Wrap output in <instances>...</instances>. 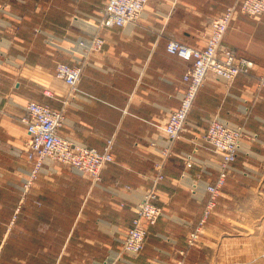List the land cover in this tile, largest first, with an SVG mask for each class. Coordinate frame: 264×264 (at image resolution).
Returning <instances> with one entry per match:
<instances>
[{"label":"crops","instance_id":"0c3cea01","mask_svg":"<svg viewBox=\"0 0 264 264\" xmlns=\"http://www.w3.org/2000/svg\"><path fill=\"white\" fill-rule=\"evenodd\" d=\"M234 2L150 0L138 25L99 30L101 12L93 0H0V264H264V13L236 12L224 41L255 62L253 72L232 83L210 73L189 114L191 137L203 136L214 119L243 126L246 133L195 247L187 237L198 225L206 186L216 184L222 159L188 140L176 141L169 159L180 150L201 166L187 178L185 168L173 170L161 156L170 113L186 91V66L166 47L170 41L206 47L212 21ZM97 33L104 48L89 54L77 93L67 95L66 83L53 76L55 86L49 79L37 95V38L47 37L41 42L49 41L61 56L78 38ZM30 101L56 110L67 102L60 134L75 142L103 151L114 138V162L103 170L101 183L70 166L47 164L21 201L20 158L27 176L31 166L25 153L29 135L20 119ZM196 174L198 187L191 183ZM159 175L164 181L155 203L163 215L149 229L142 254L133 258L122 242Z\"/></svg>","mask_w":264,"mask_h":264},{"label":"built area","instance_id":"2783aa9c","mask_svg":"<svg viewBox=\"0 0 264 264\" xmlns=\"http://www.w3.org/2000/svg\"><path fill=\"white\" fill-rule=\"evenodd\" d=\"M104 15L100 23L101 28L125 27L137 23L141 18L146 5L150 0H105ZM241 12L245 15L258 16L264 12V0H236L212 24V32L206 48L195 50L177 41H170L166 47L169 55L178 57L186 66L183 82L187 84L186 93L178 111L169 116L166 128L168 145L162 151V158L168 156V148L179 139L184 126L189 120V114L196 98L197 92L204 85L208 73H214L219 79L231 83L237 76L250 75L254 70V63L246 58H238L236 52L223 45L233 16ZM89 52L101 51L104 40L93 38L89 41L81 40L79 43ZM83 65L70 66L60 64L56 70V78L64 81L70 91L76 90L82 79ZM259 87L264 88V79L259 81ZM66 114V112H65ZM64 111L55 110L45 104L31 103L22 117V124L28 127L32 136L27 145L26 153L33 164L31 180L37 178L46 160H53L70 165L79 173H89L95 183L102 182L103 170L113 163L112 141H109L104 151H98L82 145L75 144L58 136L57 130L63 125ZM245 136L243 127H231L226 123L214 119L211 121L207 132L194 142L196 146L210 151L221 157L219 180L216 185H208V199L206 208L199 224L203 226L216 206L219 189L224 185L228 168L237 159L242 140ZM198 147L196 149H198ZM164 179L159 175L155 184ZM158 183V184H159ZM96 184V185H98ZM154 191H148L142 202L136 207V216L131 227L125 234L122 242L124 251L130 255L139 254L146 242L149 228L161 218L162 209L156 205ZM199 231L189 237V245L198 243Z\"/></svg>","mask_w":264,"mask_h":264},{"label":"rangeland","instance_id":"374dc122","mask_svg":"<svg viewBox=\"0 0 264 264\" xmlns=\"http://www.w3.org/2000/svg\"><path fill=\"white\" fill-rule=\"evenodd\" d=\"M94 1V4H98L99 5V10H100V12H101V17L97 20V26H98V29L99 30H101L102 28L100 27V23H101V21H102V17H103V13H104V5L102 6V1L103 0H93ZM236 3V0H235V2H234V4ZM233 4V5H234ZM233 5H230L229 7H231V6H233ZM89 6L91 7V8H94L95 9V6L93 5V4H89ZM227 10V9H226ZM39 17H41L40 16V14H38L37 15V20H36V25L37 26H41L42 24H44L43 23V21H42V19L41 18H39ZM141 19V18H140ZM140 19L137 21V23H134V24H131V25H134V26H136V25H138V23H139V21H140ZM46 25H48V23L46 22L45 23ZM108 29V28H107ZM75 35H76V37H77V33L75 32V30H74V32H73ZM40 35V34H39ZM97 35H99L98 33L96 34V35H93V36H91V37H89V38H87V37H80V38H78L77 39V41H75V45H69V46H66V48L68 49L67 50V52H65V54H64V52H63V54L61 55V56H59L58 54H59V52L58 51H56L55 49H54V47H53V45H51V43L48 41V43L46 44V45H48V47H46V45L45 44H43L42 42L43 41H45V40H47V37H45V36H39L40 37V39L42 40V42H41V40L39 39V38H37V40H38V45H37V56H36V71H35V81H36V87H35V92H36V94L39 92V91H43V90H41V88L40 87H43L44 85H48L49 84V79H50V84H49V86L50 87H53V86H55L54 85V79H53V76H55V73H56V70H57V68H58V66L60 65V64H67V65H70V66H76V65H78V64H82V65H87V61H88V59H89V57L91 56V55H89L91 52H89V50L88 49H83L81 46H80V42H81V40H84V41H89V40H92L93 38H95V36H97ZM54 43V42H53ZM50 46V47H49ZM104 48V47H103ZM103 50V49H102ZM101 50V51H102ZM100 51V52H101ZM93 54V53H92ZM95 54V53H94ZM77 59H80V61H79V63H77ZM77 63V64H76ZM85 68V67H84ZM55 78H56V76H55ZM57 79V78H56ZM58 80V79H57ZM57 83V82H56ZM81 83V82H80ZM80 83H79V85H80ZM57 85V84H56ZM79 85L77 86V90H75L76 91V93H77V91H78V88H79ZM67 89H68V93H67V95L68 94H70V89L67 87ZM74 91V92H75ZM38 95V94H37ZM181 102H182V100H181ZM43 104H45V103H43ZM45 105H47V106H49V107H51L52 109H55V107H52L50 104H45ZM181 105V104H180ZM56 110V109H55ZM60 110H62V108L60 109ZM191 129V127H190V122L188 121V125H187V133L185 134V136L183 137V140H188V142L190 143L191 141H196V139H198V138H201L202 137V135H195L194 137H191L190 136V134H189V130ZM29 135V134H28ZM246 135V134H245ZM245 137V136H244ZM29 138H30V136H29ZM192 143V142H191ZM25 147H26V145H25ZM173 150L174 149H172V152H171V154L173 153ZM175 152V151H174ZM171 156V155H170ZM238 158V157H237ZM169 159V157H167V159L165 160V161H167ZM237 160V159H236ZM236 160L234 161V162H236ZM169 161H170V167L174 170L175 168H185V170H184V172H183V174L185 173L186 174V177L188 178V177H190L189 176V171L190 172H192L193 170H197L198 171V169L200 168L201 169V166H198V164L196 163V160H195V156L194 155H192L191 153H188V152H184V154H182V151H177V152H175V155L173 156V157H171L170 159H169ZM223 161V160H222ZM24 162H25V158L24 157H22V158H20V174H19V197H20V199H21V201H24L26 198H28V196H29V193L31 192V190L33 189V187H34V185H35V183H36V181L38 180H36L33 184H32V186H31V188L28 190V191H25V181H26V179H27V174H25V172H24ZM233 162V163H234ZM232 163V164H233ZM48 164H52V163H48ZM231 164V165H232ZM56 165V164H55ZM223 165V163L221 164V166ZM230 165V166H231ZM230 168V167H229ZM229 168H228V170H229ZM212 171H214V167L212 168V170H211V172ZM182 174V175H183ZM198 174H200V173H198ZM198 174H196V176H195V179H192V181H191V183H195V184H197V187L199 186V184H200V182H201V179H199L198 178ZM227 176H228V172H227ZM218 178H219V176H218ZM217 178V179H218ZM226 179H227V177H226ZM200 180V181H199ZM4 181H7L6 179H4ZM164 181V179L161 181V183ZM225 183H226V180H225ZM209 185H214V184H209ZM194 186V185H193ZM208 186V185H207ZM207 186H206V194H207V196H208V192H207ZM196 191V190H195ZM199 192V191H198ZM199 195H200V192H199ZM201 195H203L202 193H201ZM0 196H1V194H0ZM206 196V200H205V206H204V208H203V211H202V214H201V217H202V215H203V212H204V209L206 208V204H207V199H208V197ZM216 208V207H215ZM215 208H214V211H215ZM19 211V208H18V210H17V212ZM213 211V212H214ZM213 212L210 214V216L208 217V219L206 220V223L203 225V226H201L200 224H199V222H200V219H201V217H200V219H199V221H198V225H197V227H196V229L195 230H193L190 234H189V236L187 237V243H188V245H189V237H191V235L194 233V232H196L197 230L199 231V238H198V243L195 245V246H197L198 244H199V242L201 241L200 239H201V230L205 227V225L208 223V220H209V218L212 216V214H213ZM162 217V216H161ZM160 220V219H159ZM158 220V221H159ZM158 223V222H157ZM156 223V224H157ZM156 224H154L153 226H151L150 228H152V227H154ZM11 227H12V223L10 224V226H8L7 227V230H11ZM149 228V229H150ZM126 234V233H125ZM149 235V234H148ZM125 237V236H124ZM147 238H148V236L146 237V240H147ZM124 240V239H123ZM146 243V242H145ZM190 247H195V246H191V245H189ZM144 247H145V244H144ZM144 249V248H143ZM143 251V250H142ZM142 251L139 253V254H137V255H130V254H128V255H130L131 257H133V258H137V257H139L141 254H142Z\"/></svg>","mask_w":264,"mask_h":264},{"label":"bare ground","instance_id":"6f19581e","mask_svg":"<svg viewBox=\"0 0 264 264\" xmlns=\"http://www.w3.org/2000/svg\"><path fill=\"white\" fill-rule=\"evenodd\" d=\"M106 3V2H105ZM241 13V12H240ZM264 13V12H263ZM262 13V14H263ZM261 14V15H262ZM104 15V14H103ZM243 15H245V14H243ZM248 16H250V15H248ZM258 16H260V15H258ZM234 17V16H233ZM253 17H257V16H253ZM218 18V17H217ZM217 18H215L213 21H212V24H213V22L217 19ZM233 20V19H232ZM212 24H211V26H212ZM231 25V24H230ZM230 28V27H229ZM228 31H229V29H228ZM228 31H227V33H228ZM227 33H226V35H227ZM211 35V34H210ZM226 35L224 36V39H223V45L225 46V47H227L226 45H225V43H224V41H225V38H226ZM97 38H101V37H98V36H96ZM102 39V38H101ZM105 42V41H104ZM183 44V43H182ZM208 44V43H207ZM184 45H186V44H184ZM188 46V45H187ZM190 47V46H189ZM190 48H192V49H195V50H203V49H205L206 47H204V48H202V49H198V48H193V47H190ZM227 48H229V47H227ZM229 49H231V48H229ZM233 50V49H232ZM235 51V50H234ZM94 52H97V51H94ZM236 52V51H235ZM236 54H237V52H236ZM237 56H238V54H237ZM174 57H176V56H174ZM178 60H180L178 57H176ZM238 58H246V57H239L238 56ZM246 59H248V58H246ZM250 61H252L253 63H254V68L253 69H255V62L253 61V60H251V59H249ZM181 61V60H180ZM183 63V62H182ZM253 72V71H252ZM82 73H83V71H82ZM210 73H208V75H209ZM212 74H214V73H212ZM208 75H207V79H208ZM215 75V74H214ZM55 76H56V74H55ZM238 77V76H237ZM236 77V78H237ZM235 78V79H236ZM58 79V78H57ZM207 79H206V81H205V83L207 82ZM262 79H264V77H261L260 79H259V81L261 82V80ZM60 80V79H59ZM235 81V80H234ZM205 83H204V85H205ZM232 83V82H231ZM185 85H186V88H187V84L185 83ZM204 85L201 87V89L197 92V95H196V98H197V96H198V94H199V92L202 90V88L204 87ZM73 92V91H72ZM186 93V92H185ZM185 93H184V95H185ZM184 95H183V98H184ZM183 98H182V100H183ZM196 98H195V100H196ZM195 100H194V102H193V105H192V108H193V106H194V103H195ZM31 103H37V104H42V103H40V102H38V101H30L28 104H27V106L25 107V111H26V109H27V107L31 104ZM66 106H67V102H64V105H63V108H62V111H64V116H65V119H64V122H63V125H64V123H65V120H66V114H65V112H66ZM181 107V106H180ZM180 107L178 108V109H176V110H174V111H172L173 113L174 112H176V111H178L179 109H180ZM192 108H191V110H192ZM171 112V113H172ZM170 113V114H171ZM23 117V116H22ZM22 117H21V119H20V121L22 122ZM219 120V119H218ZM187 121H189L188 119H187ZM213 121V120H212ZM168 123H169V120H168V122H167V125H166V128H167V126H168ZM211 123V122H210ZM63 125L61 126V127H59L58 128V130H57V134H58V136L59 137H61L62 139H65V140H69V141H71V142H73V143H75V144H78V145H82V146H85V147H88V146H86V145H84V144H81V143H78V142H75V141H73L72 139H70V138H68V137H64V136H62L61 134H60V130H61V128L63 127ZM210 126V125H209ZM25 127H26V129H27V132H28V134H29V136H30V138H29V141L26 143V147H27V145L29 144V142L31 141V139H32V136H31V134H30V132H29V130H28V127L25 125ZM232 127V126H231ZM238 127H243V126H238ZM244 128V127H243ZM244 130H245V128H244ZM186 131H187V124L184 126V130L181 132V134H180V137H179V139H177V140H175L174 141V143L176 142V141H178V140H180V139H183V137L185 136V133H186ZM246 134V133H245ZM166 135H168L167 134V132H166ZM169 136V135H168ZM168 136H167V138H168ZM244 139V138H243ZM109 141H112V147H113V150H112V153H114V138L112 137V138H110V139H108L107 141H106V146L104 147V148H106L107 147V145H108V143H109ZM193 144H195L194 142L195 141H191ZM242 144V143H241ZM174 145V144H173ZM88 148H91V147H88ZM171 148L172 147H170V148H168V156L167 157H169V155H170V153H171ZM27 149V148H26ZM93 149H96V148H93ZM96 150H98V149H96ZM164 150V149H163ZM99 151V150H98ZM104 151V150H103ZM100 152V151H99ZM102 152V151H101ZM26 153V152H25ZM167 157L166 158H163L164 160H166L167 159ZM26 158H27V161H28V163L30 164V166H31V168H30V170L28 171V176H27V179H26V181H25V191H28L30 188H31V186H32V184L39 178V175L42 173V171L44 170V168H45V166L48 164V163H52V164H56V165H66V166H70V165H68V164H64V163H60V162H57V161H53V160H46L45 161V163L43 164V166H42V169H41V171L39 172V174H38V176H37V178L36 179H34V180H31V172H32V169H33V164H32V162L30 161V159H29V156H28V153H26ZM114 162V161H113ZM71 167V166H70ZM72 168V167H71ZM73 169V168H72ZM76 171V170H75ZM78 172V171H77ZM82 174H88V175H90L91 176V178H92V181H93V183L94 184H98V183H95L94 182V180H93V177H92V175L91 174H89V173H82ZM218 180H219V178H218ZM218 180H217V182H216V184L218 183ZM226 180V179H225ZM100 183V182H99ZM159 183V182H158ZM158 183L157 184H155V182H154V185H153V187L150 189V191H154L155 192V194H156V196L158 197V195H157V185H158ZM216 184H214V185H216ZM225 184V183H224ZM224 186V185H223ZM222 186V187H223ZM221 187V188H222ZM221 188L219 189V191H218V196H219V192H220V190H221ZM148 192V191H147ZM146 192V193H147ZM146 195V194H145ZM145 197V196H144ZM218 198V197H217ZM158 199V198H157ZM156 199V200H157ZM144 200V199H143ZM217 201V200H216ZM142 202V201H141ZM140 204V203H139ZM138 204V205H139ZM137 205V206H138ZM136 209V208H135ZM125 238V237H124ZM122 248H123V246H122ZM123 252L124 253H126L125 251H124V249H123ZM127 254V253H126Z\"/></svg>","mask_w":264,"mask_h":264}]
</instances>
